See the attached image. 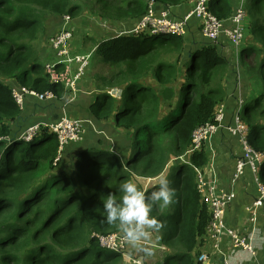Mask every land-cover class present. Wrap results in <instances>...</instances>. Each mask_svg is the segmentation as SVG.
<instances>
[{
    "label": "trees",
    "instance_id": "trees-1",
    "mask_svg": "<svg viewBox=\"0 0 264 264\" xmlns=\"http://www.w3.org/2000/svg\"><path fill=\"white\" fill-rule=\"evenodd\" d=\"M150 0H0V264H120L121 254L102 247L96 236L121 231L104 220L103 200L120 199L119 185L135 177L149 180L150 192L165 175L175 189L174 202L156 205L152 215L165 223L159 242L161 264H201L211 209L196 188L194 167L209 162L205 146L184 154L193 131L213 118L225 97L229 62L217 45L202 42L184 48V37L147 33L113 34L97 41L93 59L104 71L93 73L97 89L90 105L100 121L112 119L123 144L117 151L73 144L58 155L56 136L42 127L31 141L15 129L21 107L13 85L61 98L64 86L45 71L43 42L59 30L64 15L84 16L132 29ZM156 8L189 0H154ZM208 0V9L227 19L236 4ZM239 61L253 85L240 119L251 146L264 153V0H246ZM129 24H131L130 27ZM160 37L154 43L147 38ZM251 37V38H250ZM205 40V39H204ZM62 69V65H57ZM120 88V98L107 91ZM65 153V154H64ZM264 184V171L259 174Z\"/></svg>",
    "mask_w": 264,
    "mask_h": 264
},
{
    "label": "built area",
    "instance_id": "built-area-1",
    "mask_svg": "<svg viewBox=\"0 0 264 264\" xmlns=\"http://www.w3.org/2000/svg\"><path fill=\"white\" fill-rule=\"evenodd\" d=\"M191 8L181 17H175L171 14L169 6H161L156 8V1L150 0L148 9L145 14L137 20L132 29L120 30L118 34L132 32L134 34L147 33L150 35H175L177 37H184L187 33V26L191 20H196V24L200 30L201 35L205 42L212 45H217L219 38L223 35L235 47L236 54L241 46L244 37V18L246 0H239L230 15L228 26L224 25L223 19H219L207 7L208 0H191ZM74 28L71 24V18L64 15L62 24L59 30L50 36L47 40V47L53 51L58 61L45 64V71L50 75L54 81H59L63 84L64 90L75 92L77 90V83L87 71L92 53L95 51L96 46L88 53H73L72 48L75 47L72 42L74 41ZM62 64L64 70L57 69V64ZM73 63L75 68L70 69V64ZM120 89V88H119ZM117 88H111L107 92L115 98H120L121 93L114 94ZM12 95L16 103L22 108L24 104V96L26 94L37 97L39 100L54 98L52 92H46L44 95L38 94L34 90H29L25 87L13 85L11 87ZM64 91V92H65ZM238 106L234 109L230 119L227 121L225 117L224 104H219L214 112L211 121L196 128L191 136L190 146L188 150L176 157L180 162L188 164L193 167L189 162V154L200 151L203 146L210 142L214 134L220 130L225 129L231 135L235 136L241 146V156L235 160L234 172L232 175L231 183L242 178L245 173V168H248L253 175L254 182L257 189L256 198L246 206L249 213L251 222H255L257 212L260 209L264 211V184L259 179V174L264 169V153L255 150L248 140V127L240 119V113L244 105V99H240ZM44 127L49 133L56 136L58 142V155L55 158L57 161L62 151H64L70 144L76 143L81 140L83 129L82 121L79 119H72L64 112L55 121L49 123H39L28 126L25 131L21 133L22 140L31 141L34 136H37ZM196 172L197 184L196 188L199 195L206 201L211 209V219L207 228L206 236L209 239L212 253L221 252V241L223 236L229 238L232 248H241L254 256L256 254L254 246L251 241V235L245 236L240 232L226 226L224 215L227 205L235 197V192L232 188L229 190L220 186L216 179H208L204 172L203 167H194ZM113 235H120L119 237L100 236L94 234L99 244L107 250L118 252L121 256L127 258L132 264H145L142 259L130 258L125 254L124 248L126 244L122 230L112 233ZM114 238L118 242L114 243ZM163 249V246H160ZM132 255V254H131ZM206 259L205 254L199 256V260Z\"/></svg>",
    "mask_w": 264,
    "mask_h": 264
},
{
    "label": "crops",
    "instance_id": "crops-1",
    "mask_svg": "<svg viewBox=\"0 0 264 264\" xmlns=\"http://www.w3.org/2000/svg\"><path fill=\"white\" fill-rule=\"evenodd\" d=\"M191 4L192 2L189 0L185 3L169 6L168 8L171 10L173 16L181 17L190 10L192 7ZM224 23L226 26L230 25L228 19ZM72 26L74 28V41L72 44L75 46L72 48L73 53H88L93 50L98 40L120 31L119 26H116V24H113V26L117 27L118 31L114 27L105 29L99 24L97 26L90 24L87 28L85 21L84 23L79 21L73 22ZM130 26L131 24L128 27ZM98 28H101V30L95 32L94 30ZM83 32L89 33H86L88 36L81 40L80 36ZM184 39V48L186 51L189 47H195L197 44L205 41L196 25V20L193 19L189 22ZM45 45H42V62L46 64L58 61L53 51L48 47L46 48L47 45ZM216 47L219 53L229 62L227 75L224 79L225 97L222 102L224 104L225 117L228 121L234 109L238 106L239 100L244 99V102H246L252 96L253 85H251L247 72L239 61V54L242 47L240 46L236 54L235 47L223 35L219 38ZM102 66L103 64L99 60L93 59L92 56L89 68L77 83V90L75 92L67 90L61 98L54 97L39 100L35 96L26 94L15 129L18 132H22L30 125L39 123L50 124L65 112L68 117L82 121L83 134L81 140L74 143L76 147H85L89 145L87 142H91L94 139L98 140L100 135L103 134L101 128H106L109 124L114 128L112 119L105 121L97 120L90 111V105L94 102L98 92L93 82V73L99 71ZM74 68L75 65L71 63L70 69L73 70ZM94 68L95 71L93 72ZM62 70H64L63 66L60 71ZM113 131L115 132V130ZM205 149L209 154V162L203 167L205 176L208 179H216L218 184L224 189L229 190L232 188L235 192V197L227 205L225 210L224 219L226 226L245 236L251 235V241L256 254L252 256L241 248H232L229 238L226 236H223L220 244L221 252L212 253L209 239L207 236H204L205 243L201 250H203L202 254L206 255V259L199 261H201V264H264V211L260 209L257 212L255 222H251L249 213L245 208L257 196L253 175L248 168H245V173L242 178L234 184L231 183L235 160L242 153L238 139L225 129H220L214 134L210 142L205 145ZM131 248L139 251V248H133L132 246ZM158 249H160L158 246L151 247V255L147 253L144 255L141 254L142 256L140 258L145 264H153L155 258V261L161 264L162 259H160L159 254L161 252ZM163 250L166 252L168 248L165 249L164 247ZM155 256H158L159 259Z\"/></svg>",
    "mask_w": 264,
    "mask_h": 264
},
{
    "label": "clouds",
    "instance_id": "clouds-1",
    "mask_svg": "<svg viewBox=\"0 0 264 264\" xmlns=\"http://www.w3.org/2000/svg\"><path fill=\"white\" fill-rule=\"evenodd\" d=\"M118 191L122 194L120 199L109 194L103 200L105 222L117 224L133 248H139L151 255V250L144 247L142 242L150 238L151 231H159L165 227L162 220L152 215L153 208L158 204L170 206L176 196L175 189L171 187L169 178L161 175L158 186L150 192L140 190L137 184L131 181L119 185Z\"/></svg>",
    "mask_w": 264,
    "mask_h": 264
},
{
    "label": "rangeland",
    "instance_id": "rangeland-1",
    "mask_svg": "<svg viewBox=\"0 0 264 264\" xmlns=\"http://www.w3.org/2000/svg\"><path fill=\"white\" fill-rule=\"evenodd\" d=\"M237 1H239V0H232L231 1V3H233V4H236L237 3ZM244 8L246 9V6H245V4H244ZM85 20H86V22H85V24H86V27L88 28L89 26H90V24L92 25V26H97V24H99V25H101V26H103V28H105V29H110V28H113L114 26L112 25V24H110V23H108V22H102V21H97V20H95V19H93L92 17H88L87 15H85ZM249 22V20H247L246 21V19H245V21H244V30L247 28L248 29V26L247 25H245L246 23H248ZM197 25V24H196ZM105 29H103L104 31H107V30H105ZM114 29L116 30V31H118V28L117 27H114ZM98 30H101V28H98L97 30H94L95 32H97ZM86 33H89V32H83L82 34H81V36H80V39L81 40H83V39H85L88 35H86ZM150 36H153V35H150ZM251 38V37H250ZM160 39V37H155V38H147V43H154V42H156V41H158ZM246 41H248V37H247V35H245V32H244V37H243V39H242V43H244V42H246ZM46 42V45H47V41H45ZM45 42H43V44L42 45H45ZM45 45V46H46ZM46 48H47V46H46ZM190 49H191V47H189ZM92 56H94V52L92 53ZM91 59H92V57H91ZM89 68V67H88ZM104 71V66H102L100 69H99V71ZM95 71V68H94V70H93V72ZM120 89L119 88H117V90H115L113 93L114 94H119V93H121V91H119ZM31 126V125H30ZM98 129V128H97ZM26 130V129H25ZM24 130V131H25ZM101 130L103 131V134H101L100 135V138L98 139V140H96V139H94L93 141H91V142H87L89 145H92V146H98V148H101V149H103V150H106L107 148H110L111 150H114V151H117V149L119 148V147H121V145L123 144V138L122 137H120V131L118 130V129H116V128H112L111 127V124H109L106 128H101ZM113 130H115V132L113 131ZM23 132V131H22ZM22 132H20V134L22 133ZM89 145H86V146H89ZM65 154V153H64ZM263 171H264V169H263ZM159 181V178H157L155 181H154V179H152V181H151V184L148 186V187H150L151 185H152V182H158ZM134 183H136L137 184V186L140 188V190L142 189V188H146L147 186V184H149L150 182H149V180H146V179H144V178H141V177H135V181H134ZM159 234H160V231H156V230H153V231H151V233H150V238L147 240V241H143L142 242V244H143V246L144 247H147V248H151V247H154V246H158L159 248H160V246H163V244L162 243H160L159 242V240H158V238H159ZM111 236H114V237H119L120 235H113V234H111V235H109V236H107V238H109V237H111ZM117 243L118 242V240L116 239V238H114V243ZM126 244H128V242H126ZM156 248V247H155ZM166 248V247H165ZM157 249V248H156ZM158 250H160V252L161 253H159L160 254V259H162L163 258V252H164V250L163 249H158ZM135 251V252H134ZM157 251V250H156ZM111 252V251H110ZM124 252H125V254H128V257H130V258H139V257H141L142 255L141 254H145V252L144 251H142V250H140L139 249V251H137V250H133L132 248H131V245L130 244H128L125 248H124ZM111 253H113V252H111ZM153 253V252H152ZM132 254V255H131ZM149 255V254H148ZM155 257H157V259H159V257L158 256H155ZM156 260V258L154 259V262H153V264H156L157 263V261H155ZM120 264H132V263H130V261L127 259V258H125L124 256L123 257H121V261H120ZM158 264V263H157Z\"/></svg>",
    "mask_w": 264,
    "mask_h": 264
}]
</instances>
